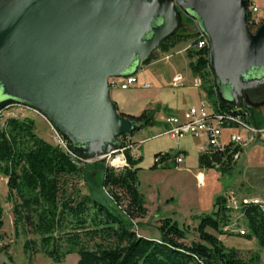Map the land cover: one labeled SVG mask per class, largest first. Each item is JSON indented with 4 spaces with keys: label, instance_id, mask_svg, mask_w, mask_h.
<instances>
[{
    "label": "water",
    "instance_id": "water-1",
    "mask_svg": "<svg viewBox=\"0 0 264 264\" xmlns=\"http://www.w3.org/2000/svg\"><path fill=\"white\" fill-rule=\"evenodd\" d=\"M249 6L248 0H0V113L15 105L31 109L75 155L111 161L126 149L120 139L141 125L119 112L109 80L136 76L182 17L209 41L219 101L232 109L264 103V23L250 30Z\"/></svg>",
    "mask_w": 264,
    "mask_h": 264
},
{
    "label": "trees",
    "instance_id": "trees-1",
    "mask_svg": "<svg viewBox=\"0 0 264 264\" xmlns=\"http://www.w3.org/2000/svg\"><path fill=\"white\" fill-rule=\"evenodd\" d=\"M256 27L249 23L251 31ZM199 37L197 32L188 51L192 74L201 80L202 91L216 109L230 111L232 108L218 99L209 68V48L195 47ZM191 38L190 35H174L160 46L161 51L168 53ZM151 60L152 57L147 64ZM240 108L249 113L247 122L264 129V120L253 107L243 105ZM124 116L141 125V130L157 125L152 111ZM36 131L35 122L29 118H8L0 122V175L8 179L14 231L17 238L25 237L26 255L42 253L56 264H62L74 253L79 257L77 264H257L260 260L259 256L243 259L238 250L227 247L219 238L232 236L225 229L231 224L233 209L222 196L215 200L210 214L193 217L198 222L194 229L197 240L188 243L189 228L180 227L171 218L161 220L160 239L137 234L134 222L147 215L146 200L140 192L142 159L132 155L129 142L137 132L120 139L126 148V164L120 170L101 167L105 170L103 187L116 206L113 211L83 193L80 184L86 167L80 164L84 159L76 155L79 164L76 165L69 154L39 137ZM68 144L72 150L71 143ZM179 154L182 152L160 153L155 157L165 163ZM235 164L229 152L200 154L198 158L201 170L217 169L223 174H230ZM93 166L98 167L97 164ZM170 166L166 164L164 168ZM157 167L154 164L152 169ZM240 212L246 227L244 237L255 240L264 251V211L251 203L243 205ZM3 227L4 210L0 204V256L8 255L10 249V245L1 242Z\"/></svg>",
    "mask_w": 264,
    "mask_h": 264
},
{
    "label": "rangeland",
    "instance_id": "rangeland-1",
    "mask_svg": "<svg viewBox=\"0 0 264 264\" xmlns=\"http://www.w3.org/2000/svg\"><path fill=\"white\" fill-rule=\"evenodd\" d=\"M250 1L251 4L254 2L262 9L256 0V2ZM258 1L264 2V0ZM196 33L197 29L194 23L192 21L188 23L187 19L182 17L181 26L175 35H190L192 38L168 53L161 51L159 47L150 56V58L152 57L150 63H144L137 74L138 83L136 85L126 91L112 90L111 96L114 102L116 101L114 96L117 94L128 103L127 108L131 111H152L157 123L155 128L145 127L139 131L140 134L136 133L137 140H146L140 144L139 150L134 141H129L132 144V155L134 154L133 156L137 159L142 156L141 166L144 170L139 172L140 192L146 200L147 207L146 217L135 221L133 228L140 236L160 239L158 227L161 220L171 218L180 227L189 228L187 242L190 243L197 240L194 229L198 222L194 221L193 217L210 214L213 211L215 200L222 196L227 199L228 206L233 208L231 224L225 229L232 233V236L223 235L219 238L227 247L238 250L243 259L249 260L251 257L259 256L260 260L257 264H264V251L260 249L256 241H249L239 233L241 230L246 231L244 218L240 212L241 203L244 200L252 199H258L264 203V132L245 148L230 174H223L217 169L201 170L199 168L197 148L203 142L200 139L187 137L184 139L186 142L181 144L183 139L171 141L165 136L153 138V136L164 132L163 119L166 115L183 112L184 109L198 106L202 102L212 105V100L208 99L202 91L201 80L192 74L190 68L192 61L188 57V51L193 45ZM177 74L184 77L180 86L173 84V79ZM198 80L200 81L199 85L197 84ZM144 84H151L152 87L144 89ZM246 105L253 107L264 120V103L254 106L246 103ZM8 118L33 120L38 136L55 146L54 128L37 112L15 105L0 113L1 124ZM229 134L230 131L225 130L224 138H228ZM179 148H186L188 151V155L183 157L182 164L172 163L169 164L171 165L169 168L158 166L155 170L150 169L155 164L154 154L156 152L175 151ZM119 157L125 160L124 152H119L109 162H91L84 159L83 164H80L81 167H86L83 181L80 184L83 193L90 195L113 211H116V206L103 187L105 170L101 167H112L111 163L113 164V161ZM94 164L100 168L93 166ZM116 166L124 165L120 163ZM7 183L8 179L0 175V204L4 210L1 242L4 245H10L8 255L0 256V264H56L42 253L25 254V237L17 238L15 235L13 204L9 199ZM209 232L213 233L210 230ZM78 260V255L74 253L67 256L62 264H77Z\"/></svg>",
    "mask_w": 264,
    "mask_h": 264
},
{
    "label": "built area",
    "instance_id": "built-area-1",
    "mask_svg": "<svg viewBox=\"0 0 264 264\" xmlns=\"http://www.w3.org/2000/svg\"><path fill=\"white\" fill-rule=\"evenodd\" d=\"M249 13L251 16L250 24L254 27L257 26V29L264 19V9H260L250 4ZM195 47L197 49L209 48L208 39L204 36H200L195 44ZM183 81L184 77L178 74L173 79V84L174 86H180ZM199 82L200 81L198 80V85ZM137 83V75L126 78H113L109 80L111 90L120 89L122 91H126ZM143 87L144 89H150L152 85L144 84ZM249 117V113L246 111L244 112L242 108H234L230 111H225L216 109L213 105L203 102L199 106L189 107L183 112L166 115L163 119L165 130L162 135L169 136L173 139H184L187 137L200 139L203 141L200 147V154L210 156L214 153L227 154L229 152L230 154H233V160L237 162L245 148L251 145V143H253L256 138L264 132V129H258L251 122H247L246 119H249ZM225 130L230 131V134L226 139L224 138ZM54 133L55 146L69 154L74 163L79 165L76 161L77 156L70 149L67 139L55 129ZM236 149H239V151L235 152ZM163 154L166 155V153ZM183 157V154H179L174 160L168 159L165 163L161 162L160 157H155L154 163L158 166H164L172 163L180 165L183 163ZM125 164L126 161L123 160L122 165ZM251 203L259 205L264 211V203L258 199L244 200L240 205V210L243 205ZM239 233L240 235H244L245 231L241 230Z\"/></svg>",
    "mask_w": 264,
    "mask_h": 264
},
{
    "label": "crops",
    "instance_id": "crops-1",
    "mask_svg": "<svg viewBox=\"0 0 264 264\" xmlns=\"http://www.w3.org/2000/svg\"><path fill=\"white\" fill-rule=\"evenodd\" d=\"M252 1H255V0H252ZM260 5H261V7H262V9H264V2H261V1H258V0H256ZM255 1V2H256ZM251 2V1H250ZM252 5H254V6H256V7H258L259 8V6L258 5H255V3L253 2V4ZM261 9V8H260ZM180 45V44H179ZM179 45H177L173 50H175L176 48H178V46ZM178 75V74H177ZM114 91V90H113ZM117 93V92H116ZM119 93V92H118ZM111 94H112V90H111ZM116 99V104H117V106H118V109H119V111L122 113V114H124V115H126V116H139L143 111H145V110H143V111H139V112H135V111H131V110H129L128 108H127V106H128V103H126L124 100H122V98H120V96H117V94H115V96H114V100ZM203 103V102H202ZM199 106V105H198ZM189 108V107H188ZM188 108H186V109H188ZM186 109H184V110H186ZM153 128H155V127H153ZM141 132H139V134H140ZM138 134V135H139ZM161 136H164V135H162V134H158L157 136H153V138L155 137V138H157V137H161ZM165 137H168V139L169 140H171V141H175V140H177V139H173V138H171V137H169V136H165ZM185 139V138H184ZM182 140V142H181V144L184 142H186V140ZM130 140H132V141H134V143H135V146L138 148V150L140 149V144L141 143H143L144 141H146L145 139L144 140H137V135L135 134L134 136H132L131 138H130ZM201 143H200V146L197 148V157L199 158V155H200V147H201ZM171 152H182V154L183 155H188V151H187V149L186 148H179V149H177V150H169V151H158V152H156L155 154H154V156H156L157 154H160V153H171ZM139 154H140V152H138ZM135 154H136V151H135ZM134 155V154H133ZM135 157V156H134ZM141 159H142V156H141ZM154 164V163H153ZM140 167L142 168V170H144V168L140 165ZM153 167V165L150 167V169ZM203 174V173H202ZM203 179H204V174H203Z\"/></svg>",
    "mask_w": 264,
    "mask_h": 264
},
{
    "label": "bare ground",
    "instance_id": "bare-ground-1",
    "mask_svg": "<svg viewBox=\"0 0 264 264\" xmlns=\"http://www.w3.org/2000/svg\"><path fill=\"white\" fill-rule=\"evenodd\" d=\"M120 163L123 164V159H121V157L116 158V159L113 161V165H114V166L119 165Z\"/></svg>",
    "mask_w": 264,
    "mask_h": 264
},
{
    "label": "flooded vegetation",
    "instance_id": "flooded-vegetation-1",
    "mask_svg": "<svg viewBox=\"0 0 264 264\" xmlns=\"http://www.w3.org/2000/svg\"><path fill=\"white\" fill-rule=\"evenodd\" d=\"M247 100V99H246ZM243 106V105H242Z\"/></svg>",
    "mask_w": 264,
    "mask_h": 264
}]
</instances>
